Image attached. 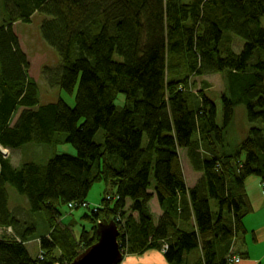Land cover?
Segmentation results:
<instances>
[{"label": "trees", "instance_id": "trees-1", "mask_svg": "<svg viewBox=\"0 0 264 264\" xmlns=\"http://www.w3.org/2000/svg\"><path fill=\"white\" fill-rule=\"evenodd\" d=\"M1 2L0 147L69 144L75 154L18 166L0 154V264L75 260L96 242L95 226L76 240L58 223V211L84 204L98 183L112 194L103 193L96 211L86 207V218L94 225L116 218L122 254L158 252L165 264H230L235 241L246 233L243 219L253 211L245 181L254 177L264 186V126L251 127L225 151L236 106H244L249 122L264 121V0ZM34 14L46 17L42 38L60 58L42 75L73 105L39 104L14 32L15 23L28 24ZM234 36L244 43L239 53ZM213 74L226 81L219 125L204 94L208 85L195 92L190 83ZM20 109L27 111L13 127ZM180 151L199 174L190 188ZM9 187L26 208L12 210ZM34 240L42 253L32 257L26 243Z\"/></svg>", "mask_w": 264, "mask_h": 264}, {"label": "rangeland", "instance_id": "rangeland-1", "mask_svg": "<svg viewBox=\"0 0 264 264\" xmlns=\"http://www.w3.org/2000/svg\"><path fill=\"white\" fill-rule=\"evenodd\" d=\"M189 0H182L183 3H187ZM45 16L34 14L32 16V20L28 24H24L21 22H17L14 25V32L17 35L19 42H20V48L22 51L26 54L29 60V70L28 75L33 78L39 89V104L44 105L48 103H55L58 100H63L68 105H73L74 101L72 97L68 96L67 94L61 92L58 88L50 87L47 82L45 81V78L42 75V71L47 67H54L57 64H60V58L57 54V52L49 46L45 40L42 38L41 32H40V24L43 19H45ZM5 19V15L2 8V2L0 0V25L3 23ZM260 26L264 29V17L260 19ZM243 40L240 37L234 36L233 37V43L232 48L236 53H239L243 48ZM190 83L195 84V92L202 90V86L205 84L208 85V89L204 91L205 96L210 99L216 107V122L219 125L220 119H221V96L222 94H225L226 90V81H225V75L224 74H213V75H206L202 77H193L190 78ZM27 110L20 109L13 117L11 121V125L13 127H16L18 125V122L22 118L23 114ZM264 121L259 119L255 122L251 123L247 119L245 108L243 105H238L235 107V118L233 125L230 127L229 132L226 136L225 140V151L227 153H231L236 145L240 143L241 140H243L247 134L248 130L251 127L256 128H263ZM96 140L98 141L99 138L97 136ZM6 154L9 155V159L14 165H19L21 162L24 161H32L35 163H45L49 158L54 156L55 154H69L74 155L75 151L69 144H61L56 147H43V148H36L33 145L24 146L23 148L16 150V151H7ZM179 160L182 165V170L184 174V178L186 181L187 186H191L192 183L195 182V180L199 177V174H195L186 158L185 152L180 151ZM254 177H250L248 179H252ZM256 179V178H254ZM190 188V187H189ZM9 194H10V202L9 206L12 207V210H16V208H26L25 206V200L23 197L19 196L15 190L11 187L8 188ZM103 193L106 194H112V188L105 184V183H98L95 184L88 196L86 202L89 204L90 207L98 206ZM107 195V199H109ZM106 199V200H107ZM90 209L82 207V208H75V209H68V208H61L60 211H58V223L65 228H68L72 230V233L75 236V239L78 240L80 236V232L82 230L89 231L96 225L92 222V220L86 216H90L91 214L89 212ZM150 210L155 218H157V215L160 214L159 205L155 199H152L150 202ZM23 216V219L32 220L28 215L24 214V212L21 214ZM36 220L39 222L38 227V233L40 232V229L43 225L42 215L37 214ZM114 219V218H113ZM34 220V219H33ZM35 221V220H34ZM33 221V222H34ZM116 223V227L118 230V237L120 235V228L118 226L116 218L114 219ZM122 227V226H120ZM27 250L29 254L32 257H35L37 253H42V251L39 249V243L38 240H34L31 242L26 243ZM162 249L166 247V245L162 244ZM120 250V248H119ZM39 251V252H38ZM121 252V250H120ZM147 253V252H146ZM142 254L139 256V258L133 257L131 254L123 253L122 259L120 264H131L132 261L137 260L140 261L145 255L148 254ZM161 253V252H160ZM137 256V255H135ZM241 260H239L237 263H239ZM236 263V264H237ZM55 264H62V263H55Z\"/></svg>", "mask_w": 264, "mask_h": 264}, {"label": "crops", "instance_id": "crops-1", "mask_svg": "<svg viewBox=\"0 0 264 264\" xmlns=\"http://www.w3.org/2000/svg\"><path fill=\"white\" fill-rule=\"evenodd\" d=\"M245 187L253 211L243 219L246 233L235 241L233 252L241 260L237 264H264V186L258 179L252 178L245 181ZM146 254L142 260H134L131 264H165L158 252L149 251ZM139 256L133 255L136 258Z\"/></svg>", "mask_w": 264, "mask_h": 264}, {"label": "water", "instance_id": "water-1", "mask_svg": "<svg viewBox=\"0 0 264 264\" xmlns=\"http://www.w3.org/2000/svg\"><path fill=\"white\" fill-rule=\"evenodd\" d=\"M95 235L96 242L70 264H120L123 254L119 250L118 230L115 223L99 222Z\"/></svg>", "mask_w": 264, "mask_h": 264}, {"label": "built area", "instance_id": "built-area-1", "mask_svg": "<svg viewBox=\"0 0 264 264\" xmlns=\"http://www.w3.org/2000/svg\"><path fill=\"white\" fill-rule=\"evenodd\" d=\"M0 154L3 155V156H6V155H7V154H6V150L3 149L2 147H0ZM67 208H68V209H75V205H68ZM89 208L92 209V210H94V211L97 210V207H96V206H93V207H90V206H89ZM89 208H88V209H89ZM0 234H1V232H0ZM239 260H240L239 257L233 256V257H231V258L229 259V263H230V264H236Z\"/></svg>", "mask_w": 264, "mask_h": 264}, {"label": "bare ground", "instance_id": "bare-ground-1", "mask_svg": "<svg viewBox=\"0 0 264 264\" xmlns=\"http://www.w3.org/2000/svg\"><path fill=\"white\" fill-rule=\"evenodd\" d=\"M88 206H89V204L87 202H84V204H82L80 206L75 205V208H82V207H85L86 208Z\"/></svg>", "mask_w": 264, "mask_h": 264}, {"label": "clouds", "instance_id": "clouds-1", "mask_svg": "<svg viewBox=\"0 0 264 264\" xmlns=\"http://www.w3.org/2000/svg\"><path fill=\"white\" fill-rule=\"evenodd\" d=\"M99 223V222H98Z\"/></svg>", "mask_w": 264, "mask_h": 264}]
</instances>
